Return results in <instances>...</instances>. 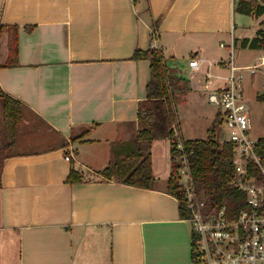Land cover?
I'll use <instances>...</instances> for the list:
<instances>
[{
	"label": "crops",
	"instance_id": "crops-1",
	"mask_svg": "<svg viewBox=\"0 0 264 264\" xmlns=\"http://www.w3.org/2000/svg\"><path fill=\"white\" fill-rule=\"evenodd\" d=\"M236 14L234 0H0V94L23 104L1 178L0 264H192L191 223L165 189L170 140L153 144L154 188L100 172L139 130L151 69L136 50H204L199 70L193 58L170 66L189 82L182 102L201 99L223 85L204 88L208 64L227 61L206 58L207 40L255 37L236 36ZM72 169L83 181H68Z\"/></svg>",
	"mask_w": 264,
	"mask_h": 264
},
{
	"label": "trees",
	"instance_id": "trees-1",
	"mask_svg": "<svg viewBox=\"0 0 264 264\" xmlns=\"http://www.w3.org/2000/svg\"><path fill=\"white\" fill-rule=\"evenodd\" d=\"M138 2V0H134ZM236 13L261 18L264 16V0H234ZM157 24V21H156ZM252 39H235V46L264 52V22ZM156 26V25H155ZM153 26V27H155ZM4 28L0 26V37ZM155 30V29H154ZM17 41L10 44V64L17 58ZM135 59H149L151 77L148 84V97L139 104L138 126L135 138L120 153L113 150V159L100 172L103 178L142 188H154L157 179L153 171L152 148L156 140L169 138L171 143V176L166 182V191L179 199L183 218L187 217L182 201L183 192L176 178L179 164L173 158L174 126L176 107L189 90V82L177 70L165 62L161 49L136 50ZM9 64V63H8ZM3 101V125L6 141L0 145V185L8 151L15 145L18 124L23 117V104L1 93ZM264 102V92L257 96ZM220 116V115H219ZM177 126V125H176ZM214 131V130H213ZM190 154V164L198 194H203L208 205L215 209L225 206L233 217L246 205V193L231 184L233 178V146L227 141L218 140L213 134L207 139L184 140ZM257 152L264 162V137L258 139ZM82 173L71 170L68 181H83Z\"/></svg>",
	"mask_w": 264,
	"mask_h": 264
},
{
	"label": "built area",
	"instance_id": "built-area-1",
	"mask_svg": "<svg viewBox=\"0 0 264 264\" xmlns=\"http://www.w3.org/2000/svg\"><path fill=\"white\" fill-rule=\"evenodd\" d=\"M230 50L229 59L217 64L228 69V74L213 73L210 67L213 69L214 65L208 64L204 88L210 89L215 81L223 82L222 86L210 90L207 97L223 114L228 129V137L223 141L233 146L231 184L246 193V205L233 217L225 206L212 208L207 198L198 194L190 154L175 125L173 158L179 164L176 178L183 192L185 219L192 226V264H264V162L257 152L258 139L250 134V111L243 87L246 73L255 74L264 66V52L259 63L240 66L234 55V41ZM203 63L204 60L193 58L189 66L199 70ZM71 157L66 156V160L71 161Z\"/></svg>",
	"mask_w": 264,
	"mask_h": 264
},
{
	"label": "rangeland",
	"instance_id": "rangeland-1",
	"mask_svg": "<svg viewBox=\"0 0 264 264\" xmlns=\"http://www.w3.org/2000/svg\"><path fill=\"white\" fill-rule=\"evenodd\" d=\"M264 22V16L257 19L252 16L237 13L235 19L236 25V36L242 37V35H252L256 36L257 31L263 26L261 23ZM203 40V38H201ZM218 38L208 39V49L211 50V55L206 56L207 59L211 60L213 63H218L220 56H223L226 60L230 57V47L225 48L220 47V42L214 43ZM199 41V40H197ZM193 40V42H197ZM225 43H229V39L224 40ZM193 45V44H192ZM194 46V45H193ZM198 52V54H196ZM204 51V50H203ZM202 49L193 48L190 44L186 42H181L177 44L174 48H169L164 50L165 62L170 67L174 61H178L179 66L188 62L193 56L204 57L205 55ZM242 50H235L234 55L237 59L239 58V53ZM241 59L244 66H249L257 63L259 56L263 52H257L256 50L243 51ZM241 53V54H242ZM176 59V60H175ZM180 62V63H179ZM239 64V65H240ZM211 71L214 73L228 74V69L225 67H219L214 65L213 69L210 67ZM223 83V82H222ZM244 100L249 106V115L251 121L250 134L254 139H259L264 137V102L258 100L257 96L264 92V67L258 69L256 74L246 73L244 83ZM208 94L204 95L199 99L197 95L191 97V99L185 102H180L176 107L177 119L176 125L177 129L184 140L191 139H207L215 134L218 140H226L228 137V129L223 118V114H220V110L217 106L209 103ZM2 103V101H1ZM219 114L215 115V111ZM220 115V116H219ZM1 133H0V145L6 141V136L4 132V125L1 121ZM214 130V131H213ZM169 138H162L161 144L167 149ZM171 144V143H170ZM162 151V149H161ZM160 151V152H161ZM159 181V180H158Z\"/></svg>",
	"mask_w": 264,
	"mask_h": 264
}]
</instances>
